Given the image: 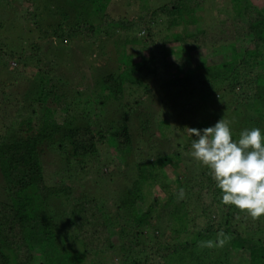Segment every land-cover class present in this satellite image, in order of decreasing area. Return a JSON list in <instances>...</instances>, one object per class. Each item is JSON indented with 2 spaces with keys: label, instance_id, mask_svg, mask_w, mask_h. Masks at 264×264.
I'll return each mask as SVG.
<instances>
[{
  "label": "trees",
  "instance_id": "1",
  "mask_svg": "<svg viewBox=\"0 0 264 264\" xmlns=\"http://www.w3.org/2000/svg\"><path fill=\"white\" fill-rule=\"evenodd\" d=\"M7 2L0 1L6 6L1 12L9 9ZM202 3L171 0L154 9L152 13L158 12L163 19L143 27L145 38L142 43L136 41L141 47L134 53L139 55L138 61L126 50L130 36L118 37L123 38L121 49L118 40L113 41L121 51L118 58L115 56L121 68L93 83L97 97L116 102L118 107L112 108V114L117 118L111 115L109 120L107 114L108 119L96 118L92 124L65 119L72 106L70 97L85 99L84 107H90L91 97L83 93V85L81 91L72 88L76 93L72 94L67 85L52 82L38 97L42 102L37 107L43 110L5 126L0 134V264H35L38 258L39 264H80L84 256L96 250L119 252L121 264H264V215L254 219L246 211L224 204L210 169L190 154L195 138L190 129L201 130L220 118L230 122L233 139H238L245 128L258 127L264 134V0H237L231 15L235 55L195 69L186 64V58L206 44L207 30L169 31L185 21V13L195 23L192 12ZM66 13L63 11L62 16ZM102 18L114 23L106 13ZM117 24L131 27L122 21ZM37 25L35 22L41 31ZM153 25H163L169 32L160 46L154 45ZM95 28V23L79 14L73 26L42 31L52 33L56 40L61 38L63 44L73 36L93 43ZM166 40L183 48H167ZM3 46L0 42V60L10 54L11 58L12 51ZM154 47H161L163 71L174 72L172 78L161 82L165 99L149 94L151 88L144 78L159 71ZM143 48H147V56L141 54ZM171 54L177 59L167 62L165 57ZM38 57L32 60L34 72L50 74ZM28 63L18 58L15 65L7 64V70L26 77V69L31 68ZM135 92L141 95L132 98ZM151 101H160L165 111L167 106L171 111L164 117L148 112ZM22 107L18 110L27 112ZM130 119L138 120L136 134ZM96 120L99 127L93 126ZM102 145L124 178L118 189L119 200L112 202L110 211L101 191L91 195L73 189V182L81 179L86 164L95 159ZM107 183H103L105 188ZM157 188L164 197L155 195ZM181 188L183 198L178 196ZM169 221L176 227L167 233ZM62 222L66 228L61 227ZM167 234L171 241L160 244V238ZM209 239L223 243L207 247L203 242ZM66 241L71 248L64 246Z\"/></svg>",
  "mask_w": 264,
  "mask_h": 264
},
{
  "label": "rangeland",
  "instance_id": "2",
  "mask_svg": "<svg viewBox=\"0 0 264 264\" xmlns=\"http://www.w3.org/2000/svg\"><path fill=\"white\" fill-rule=\"evenodd\" d=\"M5 1V0H0ZM7 7L9 9L6 12L0 13V42L4 44V49L11 50L13 55L4 57L0 60V134L6 125L11 124L13 121L26 118L28 113L38 112L39 102H42V98H38L40 93H44L45 88L48 90V85L53 83L55 86L67 85L72 91V88L77 90H84L83 93L86 96L91 97L90 107H84L82 104V97L73 96L69 98L72 106L65 114V119L73 120V123H81L85 120L92 122L96 118H101L104 121V117L108 114L117 118L115 114H112L113 107L117 106L116 102L103 101L101 97H97L94 92L96 82L103 74L113 71H118L121 65L118 64V57L121 51L117 46L114 47V40H118V37L130 36L132 41L126 44L127 52L133 54V60H140L138 54H134L138 51L145 38V29L149 23L163 19L159 18V13H152L154 9L159 6L167 5L171 0H101L102 2L92 4L91 0H7ZM68 2V3H67ZM252 2L259 3L261 0H252ZM65 5L64 7H62ZM237 5V0H203L202 7L199 10L193 11L192 15L196 17V22L193 23L189 19V15L185 13V21L178 25L170 27L169 32L179 31L183 28L187 32H192L195 29L203 27L207 30L205 45H201L196 53H193L192 57L186 58V64L191 68H197L204 64L213 65L217 61L225 58L230 59V55H235L236 41L232 38L234 35L232 25V13ZM3 6L0 3V9ZM15 6L17 9L12 8ZM6 9V6H3ZM19 10V12H17ZM23 10L27 13H24ZM66 11V15L63 17L62 12ZM18 13V14H17ZM23 13L26 19L23 18ZM104 13L107 14V19H111L114 23H108L103 21ZM79 14L96 24V28L92 33V41H85L82 38H75L74 36L69 38L68 43L63 44L61 38L53 36V34H44L42 30L57 28V26H73L78 20ZM20 15V18L17 16ZM162 17H164V14ZM109 21V22H110ZM130 23L131 27H120L117 22ZM35 22L38 23L37 27ZM150 23V24H151ZM164 25V24H163ZM163 25L159 28L162 30L158 32L157 26H151V32L154 34V45L160 46L164 41L163 36L169 33L164 30ZM139 32V33H138ZM232 38V39H231ZM49 41V42H47ZM21 42H24L23 45ZM123 38H119L118 45L121 49ZM167 48L175 46L172 41L166 40ZM178 51L183 45L175 46ZM161 47H154L155 56L158 58L157 66L159 71L152 76H145V81L150 85L151 91L149 94L156 96H162L165 99V92L161 88L163 80H169L174 75V72L165 73L162 69V52ZM5 51V50H4ZM141 54L147 56V48H143ZM39 56V63L41 66L46 65L51 73L48 75H42L34 72L35 66L32 62ZM117 58H116V57ZM18 58L24 62H29L28 65L31 68L26 69L23 77L19 72L13 73L7 70L9 63L15 65ZM37 58V59H38ZM177 57L173 54L165 57L167 62L176 60ZM33 60V61H32ZM203 61V63H201ZM206 62V63H205ZM224 69V68H223ZM254 74V71L251 73ZM16 79H23L17 81ZM51 80V82H50ZM66 80L68 83H66ZM82 89L80 90L81 86ZM141 91V90H140ZM74 91H72V94ZM142 92V91H141ZM76 94V93H75ZM139 92H135L131 97H136ZM141 95V94H140ZM130 97V98H131ZM77 98V99H76ZM146 100V99H145ZM144 100V101H145ZM156 101V100H155ZM150 102V109L160 116L169 113L171 109L167 106V111L164 109V105L160 101ZM21 104L24 106L27 112L22 113L18 110L21 109ZM146 106L147 102L145 103ZM118 107V106H117ZM149 108V106H148ZM145 109V108H143ZM179 109V108H177ZM45 113V110H44ZM21 118V119H20ZM78 119V120H74ZM107 118V117H105ZM98 119V120H99ZM108 119V118H107ZM105 119L106 121H108ZM32 120V119H31ZM171 120V119H169ZM34 123V118L32 120ZM41 122L44 123L42 117ZM40 122V123H41ZM110 122V121H109ZM117 122V121H113ZM137 119H130L131 130L136 134ZM187 120H185L186 126ZM92 124V123H91ZM114 124V123H113ZM96 125V126H95ZM101 125V124H100ZM98 121L93 124L95 127H99ZM56 163V162H55ZM176 163V162H175ZM119 166L114 168L112 164V154L107 149L106 145L99 146V150L88 164H86V171L81 175V179L73 182V189L76 192L87 191L91 195L101 194L105 196L106 207L110 211L113 209L112 202L117 203L119 200L120 183L124 179L119 173ZM97 170V171H96ZM108 181L106 188L104 182ZM97 183V184H96ZM98 186V187H97ZM113 188V190H112ZM155 195H164L157 189ZM146 200L149 201V195L146 196ZM167 200V199H166ZM155 214V212H153ZM264 214H262L263 216ZM62 228H66V225L62 222ZM172 225L169 221L167 227V233L170 231ZM65 233V232H64ZM161 241V242H160ZM159 243H167L171 241V237L163 235L160 238ZM66 248H71V243L66 241L63 243ZM75 247H78L75 245ZM76 250V249H72ZM108 264H121V258L119 252H99V250L88 253L84 256V260L80 264L90 263H103ZM177 263V260H175ZM39 258L36 259L35 264H39Z\"/></svg>",
  "mask_w": 264,
  "mask_h": 264
},
{
  "label": "clouds",
  "instance_id": "3",
  "mask_svg": "<svg viewBox=\"0 0 264 264\" xmlns=\"http://www.w3.org/2000/svg\"><path fill=\"white\" fill-rule=\"evenodd\" d=\"M191 156L208 169L224 204L246 211L252 218L264 214V134L258 127L245 128L233 139L230 122L220 118L201 130L190 129ZM183 198V189L178 190ZM222 235V233H221ZM223 240H207L213 247Z\"/></svg>",
  "mask_w": 264,
  "mask_h": 264
}]
</instances>
